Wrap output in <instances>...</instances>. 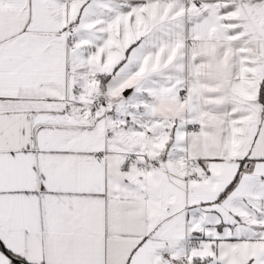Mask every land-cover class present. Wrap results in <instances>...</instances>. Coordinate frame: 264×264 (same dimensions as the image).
Listing matches in <instances>:
<instances>
[{
	"label": "snow or ice",
	"instance_id": "snow-or-ice-1",
	"mask_svg": "<svg viewBox=\"0 0 264 264\" xmlns=\"http://www.w3.org/2000/svg\"><path fill=\"white\" fill-rule=\"evenodd\" d=\"M0 264H264V0H0Z\"/></svg>",
	"mask_w": 264,
	"mask_h": 264
}]
</instances>
